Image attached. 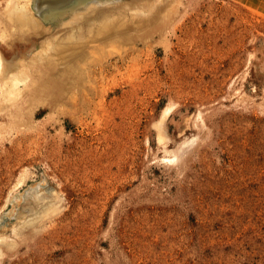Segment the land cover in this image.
Listing matches in <instances>:
<instances>
[{
  "label": "rangeland",
  "instance_id": "1",
  "mask_svg": "<svg viewBox=\"0 0 264 264\" xmlns=\"http://www.w3.org/2000/svg\"><path fill=\"white\" fill-rule=\"evenodd\" d=\"M174 1L78 98L0 116V264H264V0Z\"/></svg>",
  "mask_w": 264,
  "mask_h": 264
},
{
  "label": "bare ground",
  "instance_id": "2",
  "mask_svg": "<svg viewBox=\"0 0 264 264\" xmlns=\"http://www.w3.org/2000/svg\"><path fill=\"white\" fill-rule=\"evenodd\" d=\"M20 1L10 0L0 10V45L18 40L24 41L27 48L31 46L20 57L14 55L16 60L10 59V56L5 59V51L1 52L0 49V116L9 117L6 122L10 129L29 126L27 121L35 114L37 107H52L68 99L80 87L83 89L82 86L89 83L92 65L98 63L96 60L100 56L109 55L122 47H131L134 32L137 38L144 39L142 33L159 23L160 16L175 5L174 0H149L147 3L137 2L136 5L121 7L120 10L108 6L103 10L91 3L87 11L75 12L72 20L63 23V18L69 15L66 7L70 6V2L58 0L61 1L57 3L60 5L58 12L51 16V0H28L25 4ZM94 6L99 11L94 10ZM50 18L60 20L61 23L57 24L63 27L54 33L49 32V27L44 24L50 23ZM43 35L46 37L38 42ZM167 112L168 109L163 116ZM20 118L24 120L21 122ZM47 213L48 209L43 212ZM30 223H33L32 220Z\"/></svg>",
  "mask_w": 264,
  "mask_h": 264
}]
</instances>
